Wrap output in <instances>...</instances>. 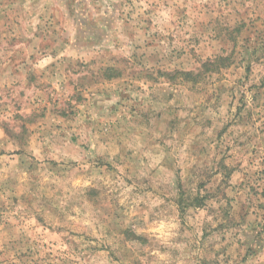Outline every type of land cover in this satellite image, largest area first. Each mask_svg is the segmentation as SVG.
Instances as JSON below:
<instances>
[{"label": "rangeland", "instance_id": "1", "mask_svg": "<svg viewBox=\"0 0 264 264\" xmlns=\"http://www.w3.org/2000/svg\"><path fill=\"white\" fill-rule=\"evenodd\" d=\"M0 264H264V0H0Z\"/></svg>", "mask_w": 264, "mask_h": 264}, {"label": "trees", "instance_id": "2", "mask_svg": "<svg viewBox=\"0 0 264 264\" xmlns=\"http://www.w3.org/2000/svg\"><path fill=\"white\" fill-rule=\"evenodd\" d=\"M185 74H187V75H188V74L191 75L190 73H185ZM189 75H188V76H189Z\"/></svg>", "mask_w": 264, "mask_h": 264}]
</instances>
